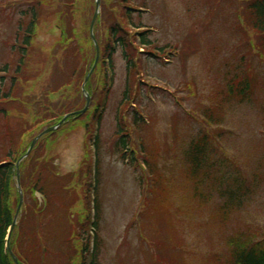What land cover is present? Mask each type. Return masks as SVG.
<instances>
[{"label":"rangeland","instance_id":"1","mask_svg":"<svg viewBox=\"0 0 264 264\" xmlns=\"http://www.w3.org/2000/svg\"><path fill=\"white\" fill-rule=\"evenodd\" d=\"M218 1L220 2L218 9L210 17L207 15L198 17L190 11V8L197 6L201 0H165L163 12L145 16V23L158 30L156 37L162 44L169 43L179 46L170 62L158 60L145 62L143 78H146L148 85L142 87L141 98L137 102L138 108L150 120L152 125L150 127L154 132L149 134L147 130V138L154 136L163 153H165L167 145L168 149H171L174 145H180L181 140L189 141L195 132L201 130L200 123L194 122L186 113H197L203 118L204 108L211 104L209 97H216L218 83L223 76H226L227 73H238L239 76H248L253 85L251 99L243 104L232 102L230 107L225 105V108H228L225 114L223 112L224 119L220 125L221 128L223 127V136L216 138L217 145L219 144L217 148L221 150V154L217 153L216 155L213 174V178L220 181L222 185L213 180L214 185L211 184L205 188L206 191H212L211 200H198L196 202L198 209L189 210V214H182L178 210L184 199L189 198L190 191L180 183V178L178 185L175 184L172 193L169 194L168 198L175 201L177 205V208H172L170 212L182 220L174 229L177 230V237L174 236V238L185 243L186 264H218L217 258H223L226 253V239L232 237L236 231L245 232L246 230L256 231L259 229L264 236V55L253 52V48L249 45V37L243 38L235 30L234 27L238 30L239 27L235 21L236 18H234V0ZM12 2L13 0H0V8L4 9L7 14H11V10L7 8ZM58 11L56 7H47L46 5L43 7L41 24L37 29V38L29 68L23 78L22 88H19L17 93L20 100H31V105L41 106L43 109L45 101L42 99L46 98V92L49 94L52 92L51 88L55 85L59 75L62 74V71L55 67V56L52 57L61 48ZM3 20L4 15H1L0 77L2 76L1 69L8 61V51L4 48V43L11 34V20L8 19L5 22ZM73 27L76 28L79 37L84 23L80 18H74ZM74 44H78L77 40L74 41ZM226 45L227 49L225 50ZM116 60V81L106 103L100 136V239L105 246L104 264H138L137 253L141 237L144 234L147 237L150 235L156 237L153 232L155 230L161 233L160 236L151 239L156 240L155 243L161 241L172 246V242L166 227L168 217L165 222L164 215L159 214L162 208L156 211L152 207L146 216L142 215L143 209L140 211L142 199L151 197L152 179H146V185L150 190L143 189L142 191L137 179L143 177L145 172L141 171V167L137 169L122 161L114 151L117 131L116 115L124 96L126 82L124 61L119 56ZM37 65L43 69L41 73L38 71ZM80 70L87 71L88 69L83 66V69ZM26 80L28 82L24 83ZM102 82L103 78L101 77H95L92 80L94 91L92 106L95 107L98 104L103 110L106 91L103 89ZM81 84V80L75 83V91L79 93L76 104L79 105L83 104L84 98L80 95L79 88L76 87ZM54 98L58 103L63 102L60 92L51 94L46 100L50 101L49 99L54 100ZM12 105L8 104L4 108L14 115L20 114L19 118L15 116L11 118L13 128H16L21 120L31 122L35 116L34 111H37L32 108L30 114L27 107L25 109L16 107L20 106L18 102L12 103ZM50 105L57 106V103L54 101L49 103ZM1 108L3 107L0 106ZM132 120V115H130L128 121L131 123ZM82 122L86 123V120L81 118L69 122L63 131L56 132L54 136L48 137L41 143L53 144L50 149L45 148H49V146L41 145L38 152L45 156L51 155L54 158V163L59 160L56 163L57 170L62 183H65L61 186L60 191L70 192L72 200L73 194L75 195L74 199L75 197L83 201L86 199L79 206L80 212L73 214L77 217L78 222L80 221L79 216L83 214L81 210L83 204L85 207L94 198V191L87 195V191L83 192L82 187L84 188V184L87 183L93 184L92 180L96 178L91 174V178L84 176V181L69 184L71 176L81 172L83 165L90 169L91 165L94 167L92 153L88 156V162L84 163V160L86 159V149H92L91 138H96V135L93 134L95 131L89 133L88 129H84L83 126H77ZM2 125L3 119L1 118L0 126ZM94 126L89 123V128L93 127L92 130L95 128ZM214 127L219 128L217 125ZM143 131L142 136L145 137V131ZM134 137L136 149L140 152L138 133H135ZM54 140L55 143H53ZM164 146H166L165 149ZM88 151L90 152V150ZM170 156L162 154L159 165L173 166V170L176 165L179 169L180 164L176 160L181 159V154L179 153L175 160H172ZM163 162L166 163L163 164ZM175 175L176 178L180 177L178 171ZM239 182H246L247 190L239 189ZM227 190L236 193L242 203L239 204L240 201H237L227 210L228 220L221 218L219 214L214 218L217 213L216 208L222 207L228 199ZM52 193L53 188L48 187V194ZM87 198L89 202H87ZM29 203L31 204L32 201L29 200L27 206ZM153 211L157 216L151 219ZM191 220L194 223H190ZM173 221L176 224L174 219ZM54 224L56 221L53 222ZM65 226L68 227L69 224H61L64 233L66 232ZM62 231L56 229L60 237H62ZM58 242L59 237L55 239V243ZM50 245L53 249V243ZM147 250L148 248L140 253V260L143 262L139 264L173 262L172 257L175 253L172 254L170 247L162 249L164 251L160 253H157V250L156 253ZM147 253L152 257L150 263L146 262L145 254ZM51 262L63 264L60 254L56 261Z\"/></svg>","mask_w":264,"mask_h":264},{"label":"trees","instance_id":"2","mask_svg":"<svg viewBox=\"0 0 264 264\" xmlns=\"http://www.w3.org/2000/svg\"><path fill=\"white\" fill-rule=\"evenodd\" d=\"M139 1L104 0L103 17L96 29L101 46V62L93 78H103L102 86L106 90L109 80L108 73H112L114 83L116 81V57L118 54L122 57L126 67V89L116 115L117 131L114 151L116 155L121 157L122 161L129 162L130 166H140L145 170V175L137 179L141 189L147 188L146 179H152L151 197L150 199H143L142 215L146 216L154 207L156 211L162 208L159 214L164 215L165 222L168 217L166 227L171 237L172 246L161 241L155 243L156 240H151L161 235L158 231H153L156 237L151 235L147 237L144 234L141 237L137 253L138 264L143 262L140 260V253H143L145 249L148 248L153 253H156L157 250V253H160L164 251L162 249H167V247H170L172 254L173 252L175 254L172 257L173 262L164 264H186L187 249H185V243L174 238V236L177 237V230L174 229L182 220L170 212L172 208H177V205L175 201L168 198L169 194L172 193L174 185H178L180 178V183L190 191L189 198L184 199L181 208L178 210L182 214H189V210L198 209L196 207L198 200H211L212 191H206L205 188L211 184L214 185L213 180L218 182L216 178H213V174L216 155L217 153L221 154V150L217 148L219 144L217 145L216 138L223 136V129L220 127L224 119L223 110L225 105L234 101L243 103L251 99L253 85L248 76H239L238 73L227 74L222 79L223 84L218 88L216 97L209 98L211 104L204 108L203 115L206 120L194 117V122L200 123L201 130L195 132L189 141L181 140L180 145H174L171 149H168V145L167 148L164 146L166 151L163 153L154 136L147 138L148 131L149 134L154 132L151 127L147 128L139 108L133 106H138L137 102L141 98V89L147 83L143 78L145 62L151 59L162 60L170 57L172 51L179 49V46H173L169 43L162 44L156 37L155 28L145 24L144 12L161 10L164 0H142L140 1L141 7H138ZM219 4L218 0H201V3L191 7L190 11L198 17L203 15L210 17L216 13ZM45 5L56 7L59 10L60 23L58 28L61 34L59 42L61 48L52 57L55 56V67L59 68L62 74L57 79L56 89L52 90L50 94L47 93L46 98L42 99L47 106L43 109L41 106L31 105V100H20L17 93L19 88H22L23 78L29 68L37 38V29L41 24V12ZM234 6V18H236L235 21L238 23L239 30L234 28L238 35L243 38L249 37V45L253 48L252 51L264 55V0H234ZM94 7V0H13L7 8L11 10V14H7L4 9L0 8V18L1 15H4V22L8 19L11 20V34L4 43V48L8 51V61L1 69L3 76L0 81V106L3 107L0 109V119H3V125L0 126V264H15L6 244L8 232L19 204V194L16 188V164L26 154L30 142L39 132L44 128L56 125L64 115L73 111L79 95L75 91V83L79 80L83 82L86 76V71L80 70L79 66L83 65L87 68V64L89 67L94 64L95 49L88 34V21L93 16ZM74 18H80L84 23L79 37L76 28L73 27ZM75 40L78 44H74ZM42 70L38 66L40 73ZM28 80L24 83H27ZM92 80L87 91L93 96ZM76 88L80 90L81 85ZM55 92H60V98L63 102L58 103L55 98L54 100L49 99L50 101L46 100ZM110 96L111 91L108 92L107 99ZM54 101L57 106H49V103ZM17 102L20 106L16 107L24 109L27 107L30 114L32 108L37 109V111H34L35 116L31 122L21 120L18 126L13 128L11 118L14 116L19 118L20 114L14 115L4 106ZM84 104L85 101L82 105ZM99 112L100 105L97 104L89 112L88 117L94 115L97 118ZM47 115L56 117L50 118ZM130 115L133 118L131 123L128 121ZM104 116L101 114L98 117L99 136L95 143L97 157L95 209L97 215L92 227L95 230V235L91 237L87 231L91 222V213L88 210L86 214L79 216L78 224L75 223V227L72 226L73 211H76L80 206L81 200L77 197L74 199V194L72 200L70 192L60 191L61 186L65 183H62L61 179L52 173L50 157L44 159L42 153L38 154L33 159L25 161L20 168L23 190L25 195L30 196L33 204L22 213L11 239L10 247L18 258L19 264H55L51 261H56L59 254L63 264H104V244L100 239L99 232L101 215L99 200V186L101 184L100 134ZM215 125L219 128L214 127ZM85 128H89L88 124ZM133 128L137 129L138 136L140 134L139 138L141 137L142 153L139 154L140 156L136 151L131 134ZM142 130L145 131V137L142 136ZM179 153L181 159L176 160L180 164L179 169L176 165H174L176 167L174 170L173 166L159 165L162 154L171 155L170 158L175 160ZM165 163L163 162V164ZM85 170L87 167L83 165L81 172L71 176L69 184L84 180ZM176 171L180 177L176 178ZM44 179L55 188L54 195L48 199V208L46 209H43L35 198L36 191L47 195L45 189L40 186ZM218 183L222 185L220 181ZM238 184L239 189L247 190L246 182H239ZM148 190L150 189L148 188ZM226 193L228 199L222 207L216 208L217 213L214 218L219 214L220 217L228 220L227 210L237 201H240L239 204L242 203L233 191L227 190ZM156 216V212L153 211L150 218L153 219ZM188 216L191 217V215ZM52 217L56 219V224L53 227ZM193 218L195 219V216ZM64 223L69 224L68 227L65 226L64 228L66 229L65 233L61 229V224ZM190 223L194 222L191 220ZM146 227L151 228L152 226ZM56 229L62 231V237L58 235ZM58 237L60 242L55 246V239ZM93 240L95 246L91 251ZM225 242L226 253L223 258L216 257L218 264H264V236L261 230L236 231ZM51 243L55 246L53 249ZM60 243L64 245L61 246ZM149 255L148 253L145 254L147 263L152 261V257ZM89 257H91L90 261H88Z\"/></svg>","mask_w":264,"mask_h":264},{"label":"water","instance_id":"3","mask_svg":"<svg viewBox=\"0 0 264 264\" xmlns=\"http://www.w3.org/2000/svg\"><path fill=\"white\" fill-rule=\"evenodd\" d=\"M99 10H100V0L98 1V9H97V13H96V15H95V19H94L95 21H96L98 15H99ZM95 21H94V22H95ZM93 28H94V23H93V25H92V29H91V31H92V36H93ZM96 47H97V52H98V54H97V60H96L95 66L93 67L91 73L88 75L85 84H86L87 81L89 80V77L91 76L92 72L95 70V68H96V66H97V64H98V62H99V55H100V54H99V47H98L97 44H96ZM85 84H84V87H85ZM89 106H90V98L87 96V106H86L85 110H84L83 112H81V114L86 113L87 110H88V108H89ZM69 117H70V116L65 117V118L63 119V121H62L57 127L53 128V129H50V130L46 131L44 134H42V135H41V136H40V137H39V138L33 143V145H32V147H31L30 151L33 149V147L36 145L37 141H38L42 136H44V135L47 134V133H50V132H53V131L57 130L59 127H61V126L67 121V119H68ZM29 154H30V153H28V155H29ZM19 190H20L21 202H20V206H19V211H18V213L20 212V209L22 208L23 201H24V196H23V193H22V190H21V187H20V180H19ZM16 219H17V216H16ZM16 219H15V220H16ZM15 222H16V221H15ZM15 222H14V224H13V227L15 226Z\"/></svg>","mask_w":264,"mask_h":264}]
</instances>
